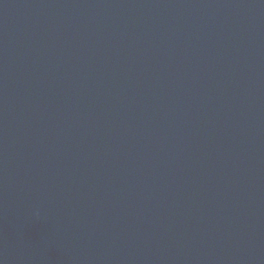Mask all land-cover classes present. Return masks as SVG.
I'll return each mask as SVG.
<instances>
[{
    "label": "water",
    "instance_id": "1",
    "mask_svg": "<svg viewBox=\"0 0 264 264\" xmlns=\"http://www.w3.org/2000/svg\"><path fill=\"white\" fill-rule=\"evenodd\" d=\"M0 264H264V0H0Z\"/></svg>",
    "mask_w": 264,
    "mask_h": 264
}]
</instances>
